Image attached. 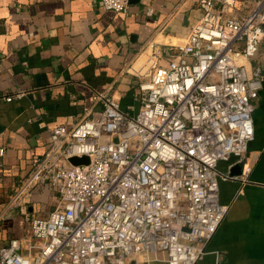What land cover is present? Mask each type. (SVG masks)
I'll return each mask as SVG.
<instances>
[{"label":"built area","instance_id":"obj_1","mask_svg":"<svg viewBox=\"0 0 264 264\" xmlns=\"http://www.w3.org/2000/svg\"><path fill=\"white\" fill-rule=\"evenodd\" d=\"M97 1L113 12L130 6V0ZM195 1L202 15L182 45L168 53L149 40L122 69L140 78L137 111L97 93V117L90 108L75 124L51 128L45 152L32 159L0 220L12 209L26 212L38 186L53 188L55 207L45 215L25 213L30 234L0 247V264L204 258L229 210L220 181L234 178L218 163L243 161L255 134L264 75L260 69L250 75L248 63L264 43V0L252 1L247 13L238 0ZM5 152L0 146V156ZM85 155L88 164L70 162Z\"/></svg>","mask_w":264,"mask_h":264},{"label":"crops","instance_id":"obj_2","mask_svg":"<svg viewBox=\"0 0 264 264\" xmlns=\"http://www.w3.org/2000/svg\"><path fill=\"white\" fill-rule=\"evenodd\" d=\"M252 1L238 0L242 13ZM201 15L195 0H130L124 13L97 0H0V146L6 148L0 156V213L32 159L45 152L53 126L75 124L90 108V117H97V93L137 111L140 78L122 69L149 40L175 51ZM248 67L250 75L257 69L264 75V43ZM253 119L245 159L218 163L234 176L220 181V199L229 210L197 264H264V81ZM26 201L31 217L45 215L55 207L56 192L38 186ZM26 212L12 209L0 220V247L30 234Z\"/></svg>","mask_w":264,"mask_h":264},{"label":"water","instance_id":"obj_3","mask_svg":"<svg viewBox=\"0 0 264 264\" xmlns=\"http://www.w3.org/2000/svg\"><path fill=\"white\" fill-rule=\"evenodd\" d=\"M117 141V139H116ZM70 162L73 164V165H83V164H88L90 162V159L88 156H74L72 158H70ZM236 168V167H235ZM130 264H135L134 261H132Z\"/></svg>","mask_w":264,"mask_h":264}]
</instances>
